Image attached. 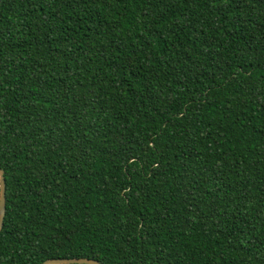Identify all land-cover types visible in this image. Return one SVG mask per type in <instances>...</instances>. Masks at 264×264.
I'll return each mask as SVG.
<instances>
[{
    "label": "trees",
    "instance_id": "1",
    "mask_svg": "<svg viewBox=\"0 0 264 264\" xmlns=\"http://www.w3.org/2000/svg\"><path fill=\"white\" fill-rule=\"evenodd\" d=\"M0 264H264V0H0Z\"/></svg>",
    "mask_w": 264,
    "mask_h": 264
},
{
    "label": "water",
    "instance_id": "2",
    "mask_svg": "<svg viewBox=\"0 0 264 264\" xmlns=\"http://www.w3.org/2000/svg\"><path fill=\"white\" fill-rule=\"evenodd\" d=\"M5 215V179L4 171L0 168V231L3 226ZM39 264H103L98 260L87 257L73 258H48Z\"/></svg>",
    "mask_w": 264,
    "mask_h": 264
}]
</instances>
